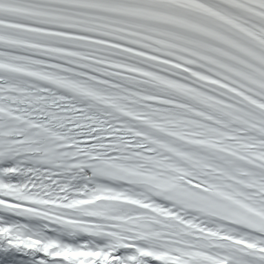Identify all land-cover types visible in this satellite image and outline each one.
<instances>
[{
  "label": "snow or ice",
  "instance_id": "obj_1",
  "mask_svg": "<svg viewBox=\"0 0 264 264\" xmlns=\"http://www.w3.org/2000/svg\"><path fill=\"white\" fill-rule=\"evenodd\" d=\"M0 264H264V0H0Z\"/></svg>",
  "mask_w": 264,
  "mask_h": 264
}]
</instances>
